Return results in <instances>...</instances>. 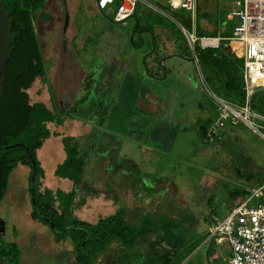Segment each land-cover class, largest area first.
<instances>
[{
	"label": "rangeland",
	"instance_id": "1",
	"mask_svg": "<svg viewBox=\"0 0 264 264\" xmlns=\"http://www.w3.org/2000/svg\"><path fill=\"white\" fill-rule=\"evenodd\" d=\"M145 1L155 4L157 0ZM145 1H138L135 11L141 20L140 27L153 26V19L160 15L175 37L170 40L167 32L157 30L160 49L152 54H148L154 49L147 43L150 34L144 32L147 42L142 46L138 36L140 29L135 33L138 26L133 16L123 21L115 19L117 1L103 12L109 20L96 8V0H68V4L76 8L75 14L83 20L78 23L79 35L73 44L69 42L72 36L69 32L63 45L59 38L61 17L53 16L47 25L48 31H53L47 34V46L43 47L49 62L48 81L36 80L31 98L33 101L41 99L51 106L49 85H53L56 99L72 117L66 115L61 126L49 124L50 129L62 131L64 135L79 133V146L88 151L84 180L96 193L87 195V203L76 209L79 218L95 222L125 206L127 220L133 224L139 223L148 212L159 221L172 218L186 234L209 233L211 224L230 212L234 204L231 192L237 187L255 185L238 177L235 170L264 175V137L242 122L228 123L217 143L201 140L200 123L216 118L218 97L234 105L241 102L236 97L230 99L215 73L202 68L198 60L172 57L160 63L163 56L172 54L175 49L191 54L187 36L176 21L188 13L179 9L173 16L164 14ZM198 2L200 25L208 29L219 27L218 36L231 34L230 27L218 23L219 0ZM223 2L226 4L225 0ZM46 29L41 28V35ZM161 50L166 54L157 61ZM207 50L218 51L217 48ZM175 68L183 74H176ZM157 73L163 76L157 77ZM185 73H195L196 79L191 81ZM160 100L164 101L161 106L165 104V109L161 110L159 118L152 116L154 107L141 106L150 101L157 104ZM255 121L264 128L263 119ZM54 139V143H62L59 138ZM48 147L45 148L47 154L44 150L41 153L53 157ZM45 169L47 183L50 165L45 163ZM27 175L25 166L20 165L13 171L0 206V219L8 225L4 237L18 242L21 247L19 264H77L70 241L59 242L47 225L31 217ZM262 186L264 195V184ZM154 237L156 234H148L132 248L123 247L126 255L123 259L120 258L124 254L119 252L121 247L114 243L98 264H139V258L130 257L132 251L136 256L135 249L144 250L138 243ZM208 238L186 262L182 261L183 264H215L207 249L216 242Z\"/></svg>",
	"mask_w": 264,
	"mask_h": 264
},
{
	"label": "trees",
	"instance_id": "2",
	"mask_svg": "<svg viewBox=\"0 0 264 264\" xmlns=\"http://www.w3.org/2000/svg\"><path fill=\"white\" fill-rule=\"evenodd\" d=\"M119 2L120 0H117L116 3ZM4 5L12 26V53L3 75V90L0 96V204L8 190L13 171L20 165L25 166L28 168L31 217L47 225L59 242L70 241L77 264H98L114 243L121 247L119 252L122 253L123 247L132 248L137 241L148 234H156V237L144 240L142 244L138 243L144 250L135 249L136 256L132 251L131 258H139V264H182V261L187 259L197 247L205 245L206 242L204 244L203 242L209 237L210 232L186 234L179 227V223L172 218L159 221L148 212L144 213L139 223L133 224L127 220L125 206L118 207L114 213L101 217L96 222L83 220L75 214V209L86 203V196L96 193L92 185H88L84 180L88 151L79 146L77 136L63 135L62 143L66 157L55 170L56 176L70 179L73 187L69 191L43 187L45 169L38 156V149L51 134H61L59 131L52 132L49 123L62 125L65 116L72 117V114L68 110L65 111L61 102L56 99L53 86L49 88L52 107L41 101L34 102L28 91L38 78L48 81V65L35 23L39 14L41 18H46L47 14L44 10L47 0H4ZM154 5L164 14L173 16V12L176 11L160 0ZM200 14L198 2L197 33L200 36L217 37L220 34L219 27L208 29L209 27L200 25L198 22ZM206 17L209 18V14ZM163 18L160 15L156 16L154 24L165 23ZM138 20L141 23L139 17ZM225 20L226 14L221 11L218 23L225 24ZM176 21L186 29L191 27V18L188 15ZM148 44L152 49L153 43L149 41ZM154 45L155 49L152 53L160 49L157 38ZM217 50L211 53L197 44L195 52H200L199 65L211 69L230 99L236 97L243 104L245 101L243 60L226 53L222 45ZM163 53L166 54L161 50L157 61ZM147 71L150 72L149 67ZM158 76L163 75L157 73ZM250 103L253 111L264 116V89L256 91L251 96ZM213 120L210 117L204 123H200L199 136L205 143H217L223 129L227 128V125L223 127L221 134L212 139L208 135V128ZM239 123L242 122L234 124ZM261 130L264 133V128ZM235 171L238 177L248 183H254V187L264 184V175L258 172L238 168ZM252 187L253 185L235 188L230 194L234 198V203L237 199L249 195ZM261 199L264 200V197ZM0 254L9 264H19L22 254L19 243L7 240L1 231ZM120 258H126L125 253Z\"/></svg>",
	"mask_w": 264,
	"mask_h": 264
},
{
	"label": "built area",
	"instance_id": "3",
	"mask_svg": "<svg viewBox=\"0 0 264 264\" xmlns=\"http://www.w3.org/2000/svg\"><path fill=\"white\" fill-rule=\"evenodd\" d=\"M116 1L98 0L97 3L96 0V4L103 10ZM138 1L140 0H120L115 19L123 21L132 17ZM225 1L226 4L219 0V5L221 11L226 14L225 24L226 27H230L231 34L217 37L200 36L197 33L195 25L198 0L164 1L172 9L185 10L190 16L191 27L182 28L192 49H195L196 44L202 49H207L218 48L226 43L231 55L243 59L245 101L243 104L234 105L221 97L217 98V115L208 128V135L212 139L220 135L228 123L243 122L262 133L261 125L256 124L255 119L264 120V116L252 110L250 103L251 96L256 91L264 89V0ZM145 2L157 9L153 3ZM263 196V186L252 187L249 195L237 199L228 215L211 224L209 237L216 243L225 244L230 248L228 264H264V200L261 199Z\"/></svg>",
	"mask_w": 264,
	"mask_h": 264
},
{
	"label": "crops",
	"instance_id": "4",
	"mask_svg": "<svg viewBox=\"0 0 264 264\" xmlns=\"http://www.w3.org/2000/svg\"><path fill=\"white\" fill-rule=\"evenodd\" d=\"M154 5V4H153ZM96 8L100 11V9L98 8V6H97V4H96ZM106 9H103V10H101L102 12H104ZM45 12H46V14H47V16H46V18L45 19H43V18H41V16H40V14L36 17V19H37V21L35 20V22H36V26H37V31H38V35H39V37H40V40H41V45H42V48L45 46H47V34H51V32L53 31V30H50V31H48V27H47V25H49V23L52 21V19H53V16H57V17H61V18H59V19H61V27H60V29H59V38H60V40H61V43L63 44V45H65L66 43H65V38H67V34L69 33V32H71L72 33V36H71V38H70V41L69 42H73V44H74V42H75V39H76V37H78V35H79V27H78V23H80V20H82V18L81 17H79V16H77V14H75L76 13V8L75 7H73L72 5H69L68 4V0H47V5H46V7H45V10H44ZM73 11H74V13H73ZM100 11V12H101ZM68 15V20L66 19V16ZM81 18V19H80ZM83 21V20H82ZM67 24V25H66ZM203 27H207V26H205L204 24H201ZM224 24H222V26H223ZM45 27V28H47L44 32H43V34L41 35V28L42 27ZM226 26V25H225ZM87 27V26H86ZM195 28H196V30H197V21H196V25H195ZM58 30V29H57ZM88 32V29H86V33ZM188 43V42H187ZM72 44V45H73ZM189 44V43H188ZM226 43H223L222 44V46H223V48H224V50H225V52L226 53H229L230 54V50H229V47L227 48V46L228 45H225ZM197 45V44H196ZM195 45V46H196ZM189 48L191 49V54L190 55H196V52H195V49H192L191 48V46L189 45ZM44 53V52H43ZM44 57H45V55H44ZM45 60H46V63L48 64V69H49V62L47 61V58L45 57ZM39 79V78H38ZM37 79V80H38ZM40 81H41V79H39ZM51 86V84L49 85V87ZM53 86V85H52ZM54 88V87H53ZM33 89H32V87L28 90L29 91V93H30V96L32 97L33 95H32V91ZM54 90H55V88H54ZM56 92V91H55ZM35 101H41V102H44L45 104H47L45 101H43V100H41V99H36V100H34V102ZM162 103H164V101L163 100H160L157 104H155V102H152V101H150V106H149V108H151V107H154L153 109H154V111L152 112V116H154L155 118H159V116L161 115L162 116V113H161V110L163 111V109H165V104H164V106H161L162 105ZM52 105H53V102H52V100H51V106L50 105H48L47 104V106H49V107H52ZM74 118V117H73ZM79 121V120H78ZM78 121H76V122H78ZM82 122H87V121H83V120H81ZM81 121H79L80 123H81ZM49 124H54V123H49ZM55 125V124H54ZM63 125V124H62ZM56 126V125H55ZM58 126H61V125H58ZM52 132L53 131H58V130H51ZM59 132H61V134L60 135H54V134H51V136L49 137V138H47L45 141H44V143H43V145H42V147L40 148V149H38V156H39V158H40V160L42 159V161H41V163H42V165H43V167H44V169H45V163L47 164V165H50V167H51V169H50V177H49V180L50 181H48L47 183H45V180L43 179V187H45V186H47V187H50V188H52V189H57V188H60V189H63V190H65V191H69L72 187H73V182L70 180V179H67V178H61V177H58V176H56L55 175V170H56V168H57V166H58V164H60V163H62L63 162V160L65 159V157H66V151H65V149H64V146H63V144L62 143H60V145H58L57 143H54V138L55 137H57V138H59V140H61L62 141V137H63V133H62V131H59ZM68 134V133H67ZM79 133H76V132H73V133H70V135H74V136H77L78 137V139H79V135H78ZM53 141V144L52 145H50V143ZM60 142V141H59ZM47 146H49L48 148H49V150H50V152H49V154H52L53 155V157L52 156H46L45 155V153H46V151H45V148L47 147ZM42 150H44V152L45 153H41V152H43ZM42 154V155H41ZM47 154V153H46ZM50 157V158H49ZM49 160V161H51L50 163L48 162V161H46V160ZM46 169H45V177H46ZM86 203H87V200H86ZM85 203V204H86ZM84 204V205H85ZM83 205V206H84ZM0 206H1V204H0ZM82 207V206H81ZM78 208H80V207H78ZM77 209V208H76ZM76 209H75V211H76ZM116 211V210H115ZM115 211H113V212H111V213H114ZM30 213H31V208H30ZM111 213H108V214H106V215H103V216H101V217H104V216H107V215H109V214H111ZM76 214V213H75ZM100 217V218H101ZM99 219V218H98ZM97 219V220H98ZM36 220V219H35ZM96 220V221H97ZM38 221V220H37ZM95 221V222H96ZM8 225H7V223H6V225H5V233H6V230L8 229V227H7ZM211 242H213V241H211ZM210 242V243H211ZM205 243V241L203 242V244ZM207 243V242H206ZM209 247V246H208ZM207 247V248H208ZM207 254L209 255H213V260H216L215 261V264H228V261H229V257H230V248H229V246H227V245H225V244H218V243H216V245H214V246H212V248H208L207 249ZM217 254H220V257L218 258L217 257ZM189 258H187V260H188ZM187 260H185V262L187 261ZM76 262V261H75ZM184 262V261H183ZM183 262H182V264H183ZM77 263V262H76Z\"/></svg>",
	"mask_w": 264,
	"mask_h": 264
},
{
	"label": "water",
	"instance_id": "5",
	"mask_svg": "<svg viewBox=\"0 0 264 264\" xmlns=\"http://www.w3.org/2000/svg\"><path fill=\"white\" fill-rule=\"evenodd\" d=\"M97 3H98V0H97ZM98 7L100 9L99 4H98ZM100 11H101V9H100ZM133 17L136 20V25L139 26L140 23H139L137 15L134 14ZM125 18H123V19H125ZM66 19L68 20V15L66 16ZM113 22H118V21H113ZM139 33H141V30L139 31ZM130 38H131V36H130ZM153 48L155 49L154 44H153ZM11 53H12V26H11V21H10L9 14L6 10V7L4 5V0H0V96H1V93L3 90V75L6 72L7 64L11 58ZM199 53L200 52L196 53V57H198ZM176 56L178 57L179 55L178 54H170L167 56H163L162 59H160V63L162 64L166 58H172V57H176ZM188 59L193 60L194 58H188ZM164 69H165V67H164ZM165 73H166V71H165ZM164 76L166 77V74ZM140 104H142V102ZM141 106L145 109H150V108H148L150 106V104L146 103L145 105L142 104ZM256 132L260 133L264 137L263 133H261L259 131H256ZM0 231L3 234L5 233V220L4 219H0ZM0 264H9L8 261L1 254H0Z\"/></svg>",
	"mask_w": 264,
	"mask_h": 264
},
{
	"label": "flooded vegetation",
	"instance_id": "6",
	"mask_svg": "<svg viewBox=\"0 0 264 264\" xmlns=\"http://www.w3.org/2000/svg\"><path fill=\"white\" fill-rule=\"evenodd\" d=\"M159 12H161V11H159ZM163 13V12H162ZM153 20H155V19H153ZM153 26H151V25H145V27L144 28H141L140 27V24H139V26H138V28L135 30V33H137V30H141V33H138V36H139V39H140V41H141V45L142 46H144V44L147 42V38H146V36H145V34H144V32L146 31V33H149L150 34V40H148V42L150 41V42H152L153 44H154V42H155V39H156V31L157 30H160V31H162V32H167L168 34H167V37H170V40H174V31H172V28L169 26V24H167V23H162V24H159V25H157V24H152ZM139 30V31H140ZM171 32H172V34H173V37L171 36ZM147 42V43H148ZM154 50V49H153ZM153 50L152 51H150L148 54H152V52H153ZM172 54H178L179 56L177 57L176 56V58H182L183 60H188V61H196V60H198V58L199 57H196V55H187V54H184L183 52H182V49H180L179 48V51L177 50V49H175V51L172 53ZM199 56V55H198ZM188 58H194L193 60H191V59H188ZM175 73L176 74H178V75H180V74H183V73H181V70L180 69H177V68H175ZM186 74V73H185ZM186 76L192 81V80H194V79H196V74L195 73H190L189 75H187L186 74ZM189 80V81H190ZM61 104H62V102H61ZM63 106V105H62ZM64 107V106H63ZM64 109H66L65 107H64ZM5 225H6V221H5Z\"/></svg>",
	"mask_w": 264,
	"mask_h": 264
}]
</instances>
